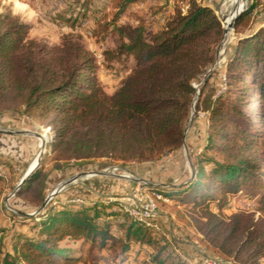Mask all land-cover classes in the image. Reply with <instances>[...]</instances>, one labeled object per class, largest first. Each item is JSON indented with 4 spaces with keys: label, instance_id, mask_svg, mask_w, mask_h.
Masks as SVG:
<instances>
[{
    "label": "trees",
    "instance_id": "trees-1",
    "mask_svg": "<svg viewBox=\"0 0 264 264\" xmlns=\"http://www.w3.org/2000/svg\"><path fill=\"white\" fill-rule=\"evenodd\" d=\"M138 1L113 0L117 12L103 26L113 25L122 34L106 58L135 61L114 95L103 90L95 59L79 45L67 56L36 58L33 42H26L29 24L0 3V110L13 111L8 103L21 101L29 114L49 120L50 158L58 168L98 158L150 161L183 143L196 91L193 80L213 61L224 28L213 9L197 0H187L172 15H155L153 31L143 15H135V24L118 23ZM257 5L253 0L235 20V30L243 33L229 51L225 90L200 98L197 105L204 104L210 123L204 151L192 160L194 177L162 191L184 206L173 210L206 247L234 264H264V27L251 24ZM54 62L61 69L53 68ZM48 176L37 169L20 192L32 182L45 189ZM2 181L0 176V196ZM242 194L257 201V208L226 213ZM110 206L62 202L37 221L11 213L21 222L11 231V250L0 241V264H80L97 243L99 248L120 245L123 254L133 244L148 246L150 264H185L152 226ZM28 218L31 225L25 223Z\"/></svg>",
    "mask_w": 264,
    "mask_h": 264
},
{
    "label": "rangeland",
    "instance_id": "rangeland-1",
    "mask_svg": "<svg viewBox=\"0 0 264 264\" xmlns=\"http://www.w3.org/2000/svg\"><path fill=\"white\" fill-rule=\"evenodd\" d=\"M197 1L211 7L225 28L230 7L229 0ZM252 1H248V7ZM0 3H6L13 14L29 24L26 42H33L36 58L42 56L50 60L53 57L67 56L70 55L73 45H79L95 59L96 74L103 90L109 95H114L120 89L122 82L133 73L135 61L132 58L127 61L108 60L105 55L107 50L117 47L122 37L113 25L103 27L117 12L113 0H0ZM187 3V0H139L129 6L119 18L118 23L135 24L133 20L139 17L135 15H143L149 25L148 30L153 31V21L156 22L157 19L155 15L159 13L165 16L172 15L176 8L184 7ZM257 4L255 10L257 14L253 17L251 24L264 27V0H257ZM245 30L247 29L241 28V31ZM242 33L237 32L235 28L231 29L228 35L223 32L213 61L193 80L196 91L186 122L182 145L167 150L154 160L120 161L98 158L91 162L58 168L59 165L50 158L52 156H50L49 142L44 152L41 151L40 135L49 141L53 131L50 121L32 116L25 111L21 101L11 100L8 106L13 108V111L12 109L0 110V128L28 133L0 132V159L7 161L5 164L0 163V172L6 173V175H0L4 189L0 196V241H2L3 249H12L11 231L19 228L21 222L14 221L11 213L19 215H23L22 212L30 213L32 215L23 216L36 217L35 221H37L39 215L52 206L60 207L62 202L77 205L96 202L100 207L107 203L111 205L110 209L126 211L118 198L130 197L131 200L126 203L131 206H140L147 203L149 199L154 200L157 216L154 220L155 226L152 227L157 232L158 238L163 237L169 240L168 251L175 256L176 260H183L185 264H206V259H209L215 264H229L231 260L224 259L213 250H209L200 240V234L196 229L177 217L173 207L178 205L183 208L184 206L175 199L165 196L162 191H172L171 187L176 188L194 177L192 160L204 151L205 131L210 123L209 114L203 110L204 104L201 102L200 108L197 105L200 98L203 101L208 96L218 95L225 90L228 81L226 64L229 51ZM223 39L225 49L219 55L217 50L221 47ZM52 67L61 69L60 64L55 62L52 63ZM42 152V161L37 169L49 173L45 189L40 188L37 182H32L31 186H25L21 192L20 190L15 192L28 168L36 165L35 159ZM209 153L217 156L214 152ZM217 157L220 158V156ZM84 172L87 174L76 177L68 186L57 191L49 199L51 192L59 189L65 180ZM155 191L163 193L164 197L156 198ZM110 197H114L113 202L108 201ZM257 206V201L242 194L234 197L225 211L232 213L238 209L254 210ZM25 221L28 225L33 223V219L30 218ZM113 232L121 235L115 227ZM99 246L100 244L97 243L87 261L80 264H150L151 261V249L148 246L141 247L133 244L126 254L122 253L120 245L113 247L109 243L104 248ZM88 249H90L89 244L85 246V253Z\"/></svg>",
    "mask_w": 264,
    "mask_h": 264
},
{
    "label": "built area",
    "instance_id": "built-area-1",
    "mask_svg": "<svg viewBox=\"0 0 264 264\" xmlns=\"http://www.w3.org/2000/svg\"><path fill=\"white\" fill-rule=\"evenodd\" d=\"M0 175H6L4 171L0 172ZM156 198H163V193L159 191L154 192ZM116 200V198H115ZM121 206L125 208L126 211H128L131 215H133L138 221L145 223L149 226H155L154 220L157 216L156 212V205L153 199H149L147 203L140 205V206H131L129 203H126L131 200V198H118ZM109 202L114 201V197H110ZM233 262L230 261L229 264H232ZM206 264H215L214 261L206 259Z\"/></svg>",
    "mask_w": 264,
    "mask_h": 264
},
{
    "label": "water",
    "instance_id": "water-1",
    "mask_svg": "<svg viewBox=\"0 0 264 264\" xmlns=\"http://www.w3.org/2000/svg\"><path fill=\"white\" fill-rule=\"evenodd\" d=\"M247 8H248V4H247L244 8H242L241 10H239V11L236 13V15H235V17H234V20H233V22L231 23V26H232L233 28H234V25H235V20H236V18H237L241 13H243ZM225 33H226V29L224 28V34H225ZM224 43H225V40L223 39V42H222V44H221V47L223 46ZM221 47L218 48L217 52L220 53V48H221ZM206 77H207V76H206ZM206 77H205L204 81L206 80ZM0 132H9V133H28V132H26V131H13V130H7V129H3V128H0ZM40 137H41V139H42L41 148H42L43 151H44V150L46 149V145H47L48 140L43 139L42 135H40ZM184 137H185V133H184ZM42 156H43V152H42V154L40 155V160H39L40 163H41V161H42ZM37 168H38V167H36L33 171H29V168H28V170H27L26 173L24 174L23 178H22L21 181L19 182L17 188L15 189V192L18 191V190L22 187L24 181H25L29 176H31V174H32ZM99 173H101V172H99ZM85 174H87V173H85V172H84V173H80V174H78V175L75 176V177H71V178L65 180V181L60 185L59 189L54 190L53 192H51V195L49 196V199L52 198L53 195L56 194L57 191H60V190H62V188H65L66 186H68V185H69V184H70V183H71L76 177L83 176V175H85ZM137 180H140V179H137ZM143 181H144V180H143ZM145 182H148V181H145ZM160 185H161V184H160ZM163 185H164V184H163ZM39 211H40V210H39ZM22 214H23V215H27V216L32 215V214H30V213H24V212H22Z\"/></svg>",
    "mask_w": 264,
    "mask_h": 264
},
{
    "label": "bare ground",
    "instance_id": "bare-ground-1",
    "mask_svg": "<svg viewBox=\"0 0 264 264\" xmlns=\"http://www.w3.org/2000/svg\"><path fill=\"white\" fill-rule=\"evenodd\" d=\"M229 1H230V7L228 9V16L225 22L226 35H228L231 32V29L233 30L231 23L233 22L236 13L242 8H244L249 0H229ZM224 49H225V44L221 47L219 55H221L224 52ZM41 151H43V149ZM40 155L38 154V156L35 159V162H37L36 165H34L32 168L29 167V171H33L36 167L40 165V161H39Z\"/></svg>",
    "mask_w": 264,
    "mask_h": 264
}]
</instances>
